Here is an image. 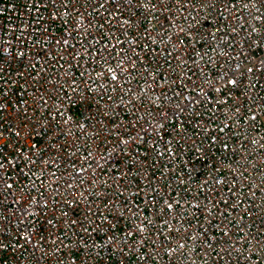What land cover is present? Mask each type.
<instances>
[{"label": "built area", "instance_id": "2783aa9c", "mask_svg": "<svg viewBox=\"0 0 264 264\" xmlns=\"http://www.w3.org/2000/svg\"><path fill=\"white\" fill-rule=\"evenodd\" d=\"M0 164V264H264V0H0Z\"/></svg>", "mask_w": 264, "mask_h": 264}, {"label": "snow or ice", "instance_id": "6c2138e0", "mask_svg": "<svg viewBox=\"0 0 264 264\" xmlns=\"http://www.w3.org/2000/svg\"><path fill=\"white\" fill-rule=\"evenodd\" d=\"M52 5H53V7H55V0H52ZM33 7L35 8L36 5L33 4ZM45 7H47V5H45ZM118 69H119V70H122V65H120L119 63H117L115 67H109V68L107 69V72L110 73V74H112V75H111V79H112L113 81H115V80L117 79V76L115 75V73H116V71H117ZM103 74H104V73L102 72L101 75H103ZM233 83H234V81H233ZM253 119H255V117H253ZM17 134H19V133H17ZM0 167H3V165L0 164ZM9 187H10V185H9ZM168 207L171 208V205H169Z\"/></svg>", "mask_w": 264, "mask_h": 264}]
</instances>
